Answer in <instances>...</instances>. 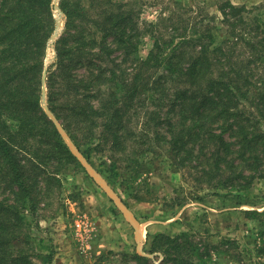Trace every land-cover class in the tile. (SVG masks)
Returning <instances> with one entry per match:
<instances>
[{
  "label": "trees",
  "instance_id": "obj_1",
  "mask_svg": "<svg viewBox=\"0 0 264 264\" xmlns=\"http://www.w3.org/2000/svg\"><path fill=\"white\" fill-rule=\"evenodd\" d=\"M172 1L170 14L143 22L142 0H61L67 23L48 106L91 161L107 155L108 176L125 161L137 175L165 143L201 188L249 192L264 179V4L257 13L219 0L218 17ZM56 22L53 0H0V264H35L34 216L79 164L42 105ZM146 249L164 254L160 264H210L212 253L185 231L157 233Z\"/></svg>",
  "mask_w": 264,
  "mask_h": 264
},
{
  "label": "rangeland",
  "instance_id": "obj_2",
  "mask_svg": "<svg viewBox=\"0 0 264 264\" xmlns=\"http://www.w3.org/2000/svg\"><path fill=\"white\" fill-rule=\"evenodd\" d=\"M182 1L195 6L194 15L205 8L210 15L221 16L219 0ZM231 1L255 7L257 13L260 10L256 11V6L264 4V0ZM142 2L143 22H158L161 16L170 14L174 6L171 0ZM53 11L57 22L45 58L46 84L56 65V43L67 23L61 0H53ZM149 42L143 48L144 54L151 46ZM47 104L48 87L42 99L43 107ZM80 150L134 214L143 229L145 252L149 253L146 248L155 234L163 232L174 236L185 231L199 241L202 249L208 247L212 251L210 264H264V257L257 252L264 242V179L257 180L253 189L246 193L209 186L201 188L194 172L177 168L168 155L169 145L165 143L154 146L151 153L141 158L137 175L130 176L133 168L128 164H135L125 161L121 162L122 175L113 177L101 171L100 163L107 160L106 154H96L91 161L83 149ZM78 162V165L71 164L62 175L63 186L52 187L44 196L34 216L30 232L35 264H137L132 258L134 252L139 253L136 228ZM106 166H109L108 161ZM113 207L118 213L113 212ZM253 210L261 214L249 213ZM83 238L88 240L90 250H83ZM152 254L155 264H160L164 254ZM47 256H51L50 261Z\"/></svg>",
  "mask_w": 264,
  "mask_h": 264
},
{
  "label": "water",
  "instance_id": "obj_3",
  "mask_svg": "<svg viewBox=\"0 0 264 264\" xmlns=\"http://www.w3.org/2000/svg\"><path fill=\"white\" fill-rule=\"evenodd\" d=\"M46 76L43 78V96L46 97ZM45 107V111L48 113L50 118L53 119L55 122L59 132L65 139L66 143L70 147L73 154L78 158V160L82 163V165L90 172V174L96 179V181L104 188V190L109 194V196L115 201L117 207L122 211V213L125 215L127 220L136 228V238L138 242V252L141 255L152 257V253H147L143 249L144 244V233L143 229L141 228L139 222L135 218L132 211L129 209L127 204L124 202V200L114 191V189L108 184V182L99 174V172L94 168V166L89 162V160L84 156L80 148L77 146V144L74 142L68 131L65 129V127L62 125L60 120L57 119L55 114L51 111L48 104Z\"/></svg>",
  "mask_w": 264,
  "mask_h": 264
},
{
  "label": "built area",
  "instance_id": "obj_4",
  "mask_svg": "<svg viewBox=\"0 0 264 264\" xmlns=\"http://www.w3.org/2000/svg\"><path fill=\"white\" fill-rule=\"evenodd\" d=\"M78 224H79V226L81 227L82 226V224H81V222H78ZM83 250H90V245H89V242H88V240L86 239V238H83Z\"/></svg>",
  "mask_w": 264,
  "mask_h": 264
},
{
  "label": "crops",
  "instance_id": "obj_5",
  "mask_svg": "<svg viewBox=\"0 0 264 264\" xmlns=\"http://www.w3.org/2000/svg\"><path fill=\"white\" fill-rule=\"evenodd\" d=\"M146 242V241H145Z\"/></svg>",
  "mask_w": 264,
  "mask_h": 264
}]
</instances>
